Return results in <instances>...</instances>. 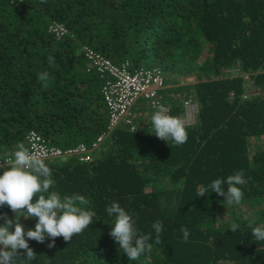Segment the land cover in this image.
Listing matches in <instances>:
<instances>
[{"label":"trees","instance_id":"trees-1","mask_svg":"<svg viewBox=\"0 0 264 264\" xmlns=\"http://www.w3.org/2000/svg\"><path fill=\"white\" fill-rule=\"evenodd\" d=\"M51 23L66 33L55 37ZM82 47L115 65L127 62L131 71L158 67L168 115L181 117L189 97L196 119L185 125L182 145L158 139L147 123L118 125L87 161L44 160L55 182L49 191L85 197L96 215L71 240L54 238L53 248L48 238L28 240L36 258L23 264H264V241L243 219L264 224V0H0V175L29 131L61 150L90 146L105 132V76L87 66ZM229 68L237 74L227 75ZM45 71L47 88L37 79ZM236 171L246 181L238 186L240 205L211 189L197 197L202 186ZM113 202L152 237L138 260L109 235L114 218L106 207ZM4 214L25 231L35 227L26 212L15 216L4 205Z\"/></svg>","mask_w":264,"mask_h":264},{"label":"clouds","instance_id":"clouds-1","mask_svg":"<svg viewBox=\"0 0 264 264\" xmlns=\"http://www.w3.org/2000/svg\"><path fill=\"white\" fill-rule=\"evenodd\" d=\"M48 61L50 66H54L53 57H48ZM37 79L42 82L43 87L49 86L48 72L39 73ZM165 84L164 82L161 96L169 107L163 95ZM141 102L142 107L147 109L145 103ZM136 106L142 108L138 103L134 108ZM168 107L161 104L152 115L149 112L155 136L162 141L171 140L175 145H182L188 139L184 120L179 116L168 115ZM5 164L7 170L0 175V206L7 205L15 216L18 212H26L25 217L35 218L36 223L34 229L25 231L24 226L18 222L19 219L10 220L6 214L0 215V219L4 221L3 226H0V264H14V260H20L23 264L24 261L34 260L36 255L29 247L28 240L44 243L48 238L52 242L48 243L47 247L53 248L54 238L62 237L67 242L92 224L96 213L90 210L91 202L88 199L80 195L62 197L57 191H49L55 182L50 167L38 152L30 150L23 143H18L16 150L11 153ZM245 183L243 172L236 171L226 179L213 180L207 188L202 186L197 197L205 196V192L211 189V192L223 197L228 205H240L244 193L238 186ZM34 197H36L35 202H33ZM106 212L114 218V225L109 235L129 260H138L146 250L151 249L152 245L148 241L152 237L139 232L135 220L119 203H111L106 207ZM243 219L248 221V226L256 240L264 241V224L253 226L254 217L249 219V216H245ZM152 228L155 231V242L159 244L163 225L157 221ZM237 229L238 225L234 223L231 231L235 232ZM180 231L183 233L184 241L187 242L188 230L181 228Z\"/></svg>","mask_w":264,"mask_h":264},{"label":"built area","instance_id":"built-area-1","mask_svg":"<svg viewBox=\"0 0 264 264\" xmlns=\"http://www.w3.org/2000/svg\"><path fill=\"white\" fill-rule=\"evenodd\" d=\"M48 31L57 38L66 33L65 28L57 23L49 24ZM82 50L87 66L94 68L100 76H105L100 88L107 114L105 132L99 134L90 146L79 143L74 147L63 150L48 145L36 132H27L25 135L26 147L38 152L44 160L61 155H75L79 161H87L90 150L95 148L118 125L126 126L129 130L136 128L137 124L133 119V108L138 100L145 103L151 115L157 110L158 105L162 104L168 107L161 96L164 80L159 68L140 67L131 71L127 62L115 65L90 48L82 47ZM182 109L183 115L181 118H183L185 125L194 123L197 112L196 103L188 97L183 100ZM7 159L5 158L4 162H7Z\"/></svg>","mask_w":264,"mask_h":264},{"label":"crops","instance_id":"crops-1","mask_svg":"<svg viewBox=\"0 0 264 264\" xmlns=\"http://www.w3.org/2000/svg\"><path fill=\"white\" fill-rule=\"evenodd\" d=\"M167 101V100H166ZM168 102V101H167ZM143 112H147V114H149V111L147 109H144L143 107L142 108H139V107H135L134 110H133V119L135 120V122L137 123L138 121V118L141 117L142 113ZM149 116V115H148ZM148 125V127L151 129V131H154V128H153V125L150 121V119H148L147 121L144 122V124ZM139 124H137L138 126Z\"/></svg>","mask_w":264,"mask_h":264},{"label":"rangeland","instance_id":"rangeland-1","mask_svg":"<svg viewBox=\"0 0 264 264\" xmlns=\"http://www.w3.org/2000/svg\"><path fill=\"white\" fill-rule=\"evenodd\" d=\"M226 72H227V75H232L233 73L234 74H237L236 73V69H234V68H229L228 70H226ZM257 91V90H256ZM142 100H138L136 103H138V106H140V107H142V102H141ZM149 114H147V112H143L142 113V115H141V117L140 118H138V121H137V124H141V123H143L144 124V122L145 121H147L148 119H151L150 118V116H148ZM151 121V120H150ZM238 213V212H237ZM2 224V223H1ZM0 224V225H1Z\"/></svg>","mask_w":264,"mask_h":264}]
</instances>
